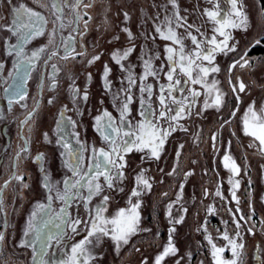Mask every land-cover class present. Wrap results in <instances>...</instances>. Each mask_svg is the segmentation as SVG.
Segmentation results:
<instances>
[{
  "label": "flooded vegetation",
  "instance_id": "af4514ba",
  "mask_svg": "<svg viewBox=\"0 0 264 264\" xmlns=\"http://www.w3.org/2000/svg\"><path fill=\"white\" fill-rule=\"evenodd\" d=\"M107 1L109 2L107 9V13L109 12L107 23L109 26L107 30L103 25L94 24L91 29L89 27L82 29L79 26V32L73 31L76 27V22L74 25L68 22L67 15H75V12L72 8L68 9L65 7L63 10L64 28L60 29L59 25L56 26L57 34L51 44L49 40L52 38L51 33L53 30L48 31L47 26L44 34L37 36V40L34 37L24 44L18 40L17 34V28H22L24 24L20 19L18 20L14 16L15 19L13 18L12 22L15 20V24L3 25L1 32L4 34L5 44L3 48L6 51L3 48L0 51V65H2L0 67V179L3 171L6 173L12 171V177L14 174L17 175L19 170H26V174L22 182L11 177L8 181H4L2 185L0 184V189H2L0 195H2L3 200V210L0 211V233L5 236L3 247L0 249V264H39V258L37 257V260L34 261L33 256L42 249L47 253L45 259L48 260L49 264H56V262L66 258V253L70 252L72 244L83 239V232L79 235H74L70 227L65 226L53 215V212L58 213L64 207L61 201L53 200L51 202V210L42 214L41 217L42 221H47L48 217L52 216L51 222L47 224L41 222L39 225L42 229L41 239L36 241L34 237H28L29 240L35 243V250L31 246H21L25 239L24 229L30 213L37 202L48 203L45 191L42 188L40 165L35 160V157L38 154H44L45 167L49 170L51 177L55 181H61L66 174L71 175V173L64 167V159L61 156L63 149L57 143L60 137L69 138L74 148L79 147L76 143L77 138L86 148H90L93 145L97 149L100 147L107 148L102 137L96 131L94 118L104 110H107L117 121L119 120V112L116 106L119 101L114 102L113 95L118 93L123 87H127V74L121 71V68L112 60V53L115 50L120 49L123 51L131 47L132 43L135 44V51L132 52L127 61H124V64L126 67L132 68L136 77H139L143 71L141 57H145V53L151 56L159 54L160 59L153 60L157 67L164 59V46L170 42L159 38L153 41L147 39L146 36L154 34L155 17L159 16L162 22L165 15L168 17L173 16V9L171 4H169V0H166V2L165 0H124L127 5L131 3L137 5L139 1L140 7L138 9H125L122 12H118L115 9L120 3L119 0ZM176 11L183 17L179 8ZM83 12L85 11L83 10ZM125 12L128 13L130 19H125ZM225 13H227L226 10H224L222 15ZM56 14V16L59 15V13ZM97 17L99 18L98 15ZM188 17L191 18L193 15H188ZM189 24H195V20ZM208 24L203 30L211 36L213 25L210 22ZM173 27H175V24H173ZM124 28L130 29L133 33L134 40L132 43L129 41L128 34L123 31ZM23 31L26 32L27 29H23ZM180 31H183L182 35L185 34L184 29H178L179 33ZM229 31L232 38H235L238 29ZM72 37L75 38V51L69 47V52L72 55L65 59L63 58L64 48L62 41L69 40ZM42 39L44 41H41ZM218 39L222 38L218 37ZM69 42L70 44L73 43L72 41ZM234 42V39L230 41V43ZM185 44L189 48L192 47L190 40H185ZM14 45H22L25 54L29 56L31 52L42 47H47V51L35 64H24L17 69L18 57L16 56ZM253 49V53H251L252 51L249 53V59L251 60L260 57L258 52L259 45ZM53 51L59 54L49 59V53ZM80 52H86V55L84 57L77 56L76 53ZM238 52L242 51L238 50ZM105 54L107 55L106 59L99 61L101 65L95 66L92 71L90 68L93 62L89 63L88 61L95 55H99L101 59ZM233 54L235 53L228 55L218 54L215 63L220 66L221 71L209 76L210 81L212 79L219 81V88L227 94L224 97L225 106L219 111L209 107L206 111L201 112V106L205 99L202 94L191 118L180 122L188 131L176 130L172 132L164 145V150L159 160H142L145 153L135 150L128 153L125 156L127 161V167L124 169L126 178L122 183H117L116 188H104L102 195L106 194L110 197L104 215L113 217L119 209L128 207L127 201L134 186L133 178L136 173L140 172L141 169H145L146 176L153 178L151 181L153 184L152 190L142 197L143 203L139 210L141 217L140 228L151 229V232H139L137 235L132 236L130 242L124 245L123 249L120 248L119 252H124L125 254L127 251L129 252L128 248L132 240H139L141 248L146 247L144 245L146 241L156 240L158 244H155V248L152 249L154 253L152 256L161 251L168 239L164 238L163 232L158 234V231L165 225L164 223L170 224L167 209L171 205V210H176V213L171 211L172 218L183 216L186 219L189 217L185 222L183 219V224H175L176 231L173 233V241L178 242V239L185 241L183 248H180L182 249L181 254H186L189 250L192 253V247L194 246L193 234L191 240L190 236L193 229L192 217L195 212H189V216L186 217L187 211L193 210L195 206L201 204L202 198L203 200L206 198L208 200L209 192L213 188L215 192L219 189L224 193L225 187H230L229 184H225L224 180V177L231 175L222 164V157L225 153L230 152L239 164L241 168L239 177H243L244 174L247 176L256 174L255 183L252 182L250 187H257L256 182L260 173H262L261 177L264 183V168L261 170L255 169L256 161L261 156L258 155L256 157V154L245 151V147L252 143V138L244 135L242 124V119L249 105L255 102V107L258 110L256 104L259 91L256 84L259 80L260 72L256 71L255 67H252V70L237 67L229 73V65L234 59L238 58L237 53L236 55ZM73 56H75L74 59L72 58ZM6 60L10 67L5 62ZM45 60L48 61L47 64H45ZM204 63L207 64V62ZM53 64L56 65L55 69L52 68ZM71 64L74 65L72 66ZM105 65L111 69L108 75L111 91L106 90L104 84ZM89 74L91 78H89ZM261 74L263 75V73ZM53 77H55V80H53ZM229 79L234 83L237 80H243L246 84L245 92L238 93L239 100L236 98L237 94L231 91ZM73 82L74 86L81 90V99L79 100L73 99L70 87L73 86ZM146 82L154 83L151 77ZM160 82L165 81L161 78ZM53 83L57 85L55 89L52 88ZM196 87L199 88V86ZM17 91L24 93V99L21 100L15 95ZM85 91L88 94L86 102L82 99ZM133 93L129 119L135 124L141 118L138 115L139 93L136 89H133ZM59 97L62 98L63 103L55 108L56 106H53L54 101L59 99ZM102 97L107 98V100H103ZM120 99H123L122 94ZM9 100H12L11 104ZM49 100L53 102L49 104ZM65 107L67 111L65 112L64 121L58 127L59 114L65 110ZM51 108L54 111L52 115L50 113ZM30 112H35L34 117L27 124H22L21 122L28 117ZM197 112H200V115H196L195 113ZM232 112H235V116L231 114ZM224 120H228L230 123L221 127ZM72 121H75V127H73ZM27 125H29L30 133L25 135L24 130ZM75 133L79 134L78 137ZM45 134L47 135L45 136ZM213 134H216L217 137L215 142L212 140ZM214 143L215 147L213 146ZM181 145H183V148L180 147ZM26 146L27 151L24 150ZM257 150L256 147H249L251 152ZM85 157V165H87L90 162L88 152L85 153ZM9 160H12V168L11 171H6L8 166L5 165V162ZM173 169H175V173L169 175V173H173ZM188 172L193 174L185 178V173ZM212 177L216 181V185H213V188L209 184ZM6 182L8 183L6 184ZM99 182L102 185L104 184L103 177L99 178ZM25 184L28 186L25 187ZM120 187L124 190H117ZM205 190H207V195H205ZM162 191V198H160L159 194ZM261 191H264V189ZM165 193L167 195H164ZM197 198L198 200H196ZM101 199V196L98 195L93 198L89 205L93 214L95 206L101 204ZM133 199L135 201V198ZM251 202L250 205H252ZM230 203L235 205L236 208H241L248 204L241 201L237 204L234 200L228 202V204ZM184 209H187V211L184 212ZM68 210L72 218L79 216L81 219H85L88 216L82 200L72 202ZM212 220L215 221V219ZM57 224H60V227H56ZM154 228L156 231H154ZM58 237L60 239H57ZM102 238L110 239L114 248L116 247V243L110 236ZM92 250L94 254H97L99 251L98 244H94ZM95 256L97 259L98 254ZM141 256L144 258V256L148 255L142 251ZM142 257L137 259L141 263L144 260ZM130 261L132 260H128L126 264Z\"/></svg>",
  "mask_w": 264,
  "mask_h": 264
},
{
  "label": "snow or ice",
  "instance_id": "6c2138e0",
  "mask_svg": "<svg viewBox=\"0 0 264 264\" xmlns=\"http://www.w3.org/2000/svg\"><path fill=\"white\" fill-rule=\"evenodd\" d=\"M227 2L231 5L230 10L222 15L219 0H207V3L211 4L212 8H206L203 16L207 18L206 23L210 22L213 25L211 29L212 35L209 36L206 31H201L203 25L189 24L186 17L179 15V12L176 11L178 8L176 0H169V4H171L173 9V16L168 17L165 15L162 22L159 16L155 17L156 26L153 30L154 34L146 36L147 39L153 41L159 38L170 42L164 46V59L157 67L153 63V60L160 59L159 54L151 56L145 53V57L147 58L141 57L143 71L139 77L134 75L132 68L126 67L124 64V61H127L128 57L135 51V44L132 43L134 36L131 30L128 28L123 29L128 34L132 46L123 51L120 49L115 50L111 57L121 68V71L127 74V87H123L118 93L113 95L114 102L119 101L116 105L119 112V120L117 121L107 110H104L94 118L96 131L102 137L107 148L100 147L97 149L94 145L86 148L78 138L76 143L79 147L74 148L69 138L60 137L57 143L63 149L61 156L64 159V167L71 173V175L66 174L61 181H55L51 177L49 170L45 167L44 154L41 153L35 157V160L40 165L42 188L45 191L48 203L37 202L30 213L24 229L25 239L21 246H31L35 250V243L29 240L28 237H34L36 241L41 239L42 229L39 225L41 222L45 224L51 222L52 216H49L47 221H42L41 217L42 214L51 210V202L53 200H59L64 205L60 212H53V215L65 226L70 227L74 235L84 233L83 239L71 245L70 252L66 253V258L56 262V264H92L96 259L92 249L94 244H98L102 237L110 236L116 243L117 249H119L123 245H127L131 237L137 235L139 232H151V229L140 228L141 217L139 210L143 203L142 197L151 192L153 187L151 182L153 178L146 176L145 169H141L133 178L134 186L127 201L128 207L119 209L115 216L106 217L104 215L110 197L106 194L102 195V193L105 187L107 189L116 188L117 183H122L126 178L124 169L127 167V161L125 156L128 153L135 150L145 153L142 160H159L164 150V145L172 132L176 130L188 131L180 122L191 118L202 94L205 96V99L201 106V112L206 111L209 107L219 111L225 106L224 97L227 94L219 88V81L215 79L209 80L211 74L221 71L220 66L215 63L216 56L218 54L228 55L230 53H237L238 58L234 59L228 67V72L231 73L237 67L241 69L250 67L252 62L249 59V53L261 43L260 40H257L242 52H238V42L230 43L233 38L229 30H247V16L243 12L242 6H238V0H227ZM0 3L11 5L12 0H0ZM81 5L85 9L91 7V4L85 3V0H74V4L71 0H52L51 7L56 13H59L57 20L60 22V29L64 28L63 10L65 7H70L75 12L76 27L73 31L79 32V21L83 19V16L78 11ZM14 11L18 20L26 17L28 21V23L22 25V28H17L19 41L26 44L34 37L44 34L47 19L41 12L35 11L24 4L15 7ZM87 15L88 13L85 12L84 16ZM124 16L126 20L130 19L128 13L125 12ZM12 23L15 24L16 21L14 20ZM84 24L85 28H87L88 20H84ZM173 24H175V27H173ZM181 28L184 29V35L178 32V29ZM23 29H27V31L25 32ZM56 34L57 30L53 29L51 33L52 38L49 40L50 44L53 43ZM218 37L222 39H218ZM74 40L75 38L72 37L69 40L62 41L64 48L63 58L67 59L72 55L69 52V47L75 51ZM185 40H190L192 47L189 48L185 44ZM69 41L73 43L70 44ZM13 47L16 48V56L18 57L17 69L24 64H35L47 51V47H42L31 52L29 56L25 54L22 45H14ZM58 54L55 51L50 52L49 59ZM76 55L84 57L86 52L76 53ZM72 58L74 59L75 56ZM99 59L100 56L95 55L88 62L92 63ZM204 62H207V64ZM47 63L48 61L45 60V64ZM52 68L55 69L56 65L53 64ZM110 72L111 69L105 65L103 79L105 88L108 91H111V84L108 80ZM150 77L154 83L146 82ZM89 78H91L90 74ZM161 78L165 82H160ZM53 80H55V77H53ZM56 86L53 83L52 88L55 89ZM196 86H199V88ZM229 86L231 91L237 94V100H239L238 93H243L246 89V84L243 80H237L234 83L229 79ZM70 87L73 99H81V90L74 86V82L73 86ZM133 89H136L139 93L138 115L141 118L135 124L129 119L131 116L130 106L133 103ZM121 94L123 95V99H120ZM15 95L21 100L24 99L23 92L17 91ZM82 99L85 102L87 101L88 94L86 91L83 93ZM52 102V100H49V104ZM9 103L11 104L12 100H9ZM66 111L67 108L65 107V110L59 114L58 127L64 121ZM195 114L200 115V112ZM231 114L235 116V112ZM34 115L35 112H30L28 117L21 123L27 124ZM229 123L230 121L224 120L221 127ZM242 124L244 135L252 138V143L248 147H256L258 151L264 153V106L257 110L255 102L249 105L242 119ZM72 125L75 127V121H72ZM75 135L78 137L79 134L75 133ZM216 139V134H213V142ZM213 146L215 147V143ZM180 147L183 148V145ZM24 150L27 151V146ZM86 152L89 153L90 159L87 165H85ZM222 164L231 174L228 181L231 185V199L239 204V198L236 193L240 188V180L234 179V177L240 176L241 168L230 152L223 155ZM174 173L175 169L169 175ZM192 174V172L185 173V178ZM100 177L104 179L103 185L99 182ZM12 178L21 182L24 179L23 176L15 174ZM24 186L27 187L28 185L25 184ZM117 190L123 191L124 189L120 187ZM0 193H2V189H0ZM207 194V190H205V195ZM98 195L102 198L101 204L95 206L93 214L89 205L93 198ZM164 195H167V193ZM215 195L221 197V199H225L219 189L215 192ZM133 198H135V201ZM76 200L84 202L88 213L87 218L81 219L79 216L72 218L70 216L69 206ZM171 207L169 205V223L172 225L183 223V216L172 218ZM2 210L3 200L2 195H0V211ZM183 211L186 212L187 209ZM208 211L211 213L214 209L210 208ZM252 211L254 214V210ZM231 215L235 231L232 235L228 231H224L221 236L227 242V247L217 246L213 242L211 235L206 236L209 245H211L213 264H243L242 258L245 243L240 231L243 227L241 222L243 221L244 224H248L249 218H246L238 207L234 212H231ZM237 215H239L238 219ZM225 223L227 222L225 221ZM56 227H60V224H57ZM175 231L174 226L170 228L168 241L162 247V250L153 257L152 264H165L167 258L177 254L178 249L173 242V233ZM204 231L207 232L206 227ZM246 231L255 235L253 227H248ZM57 239L60 238L58 237ZM4 240V234L0 233V249L3 247ZM136 251H139V248ZM225 251L231 252V259L224 257ZM46 255L47 253L42 249L33 256V260L36 261L38 257L39 264H49L48 260L45 259ZM142 264H148L147 259L143 260ZM177 264H180L179 260H177ZM260 264H264V256L261 257Z\"/></svg>",
  "mask_w": 264,
  "mask_h": 264
},
{
  "label": "rangeland",
  "instance_id": "374dc122",
  "mask_svg": "<svg viewBox=\"0 0 264 264\" xmlns=\"http://www.w3.org/2000/svg\"><path fill=\"white\" fill-rule=\"evenodd\" d=\"M71 2L74 4V0H71ZM119 2V5H117V7L115 8L118 12H122V10L130 8L138 9L140 7L139 1L137 5H133V3H131L132 5H127L125 4L124 0H119ZM86 3L91 4V7H88L86 9L83 6L80 7L79 12L81 16H83V19L79 21V26L84 29V20H88L87 27H89L90 29L92 28V25L95 24L100 26L103 25L107 30L109 26V24L107 23V20H109V12L107 13L109 2L107 0H88ZM176 3L178 4V8L181 10L182 16L186 17L189 21L188 23L195 20L196 25H203L201 31H204L203 29H205V27L209 25L208 22L206 23L207 18L203 16V12L206 8H212V5L207 3V0H176ZM219 3L222 10L221 14H223L224 10H226L227 12L230 10L231 5L227 2V0H219ZM21 4H24L35 11L41 12L47 19L46 26L48 31L55 29L56 26L60 24V22L57 20V14L55 10L51 7L52 0H12L11 5H8L7 3H0V51H2V48L5 44V40L3 38L4 34L1 32L4 27L3 25L12 23V19H15L14 16H16L14 9ZM238 6H242V10L247 16V30L238 29V31H236V37H233V39L235 42H238L237 48L240 51H243L257 40H260L262 43V40L264 38V7L261 5L260 0H238ZM66 8L71 9L70 7ZM83 10L87 12L89 16H84L85 12H83ZM97 15L99 16V18L97 17ZM188 15H193V17L189 18ZM20 21L24 24L28 23L26 17L21 18ZM67 21L71 22V24L74 25L75 15H67ZM230 30L235 31V29ZM182 32L183 31H180L181 34ZM35 39L37 40V37ZM41 41H44V39H42ZM3 49L6 51L5 48ZM233 55H236V53ZM106 57L107 55L105 54L100 60L93 62L90 69L93 71L95 66L98 67L99 65H101V62L99 61L105 60ZM250 61L252 62L251 66L246 67L245 69L250 70L252 67H255L256 71L260 72H258L260 77L256 84V87L259 91L258 101L256 105L257 108L260 109L262 106H264V104L261 106V104L264 103V55L260 56L259 58H255L252 60L250 59ZM253 61L255 62V64H253ZM5 62L9 66L7 60ZM71 65L73 66L74 64ZM261 73H263V75ZM102 98L103 100H107V98L105 97ZM61 99L62 98L59 97V99H56L54 101L53 106H56L55 108L63 103ZM53 112V108H51V115ZM29 133L30 129L29 125H27L26 129L24 130V134L27 135ZM245 151L248 153L256 154V157L258 155L261 156L256 161L255 169L257 168L258 170H261L264 168V156H262L264 155V153H261L258 150L251 152L249 151V147L247 146L245 147ZM5 165L8 166V168H6V171H11L12 160L5 162ZM1 174V185L4 181H8L12 177V171L9 173L3 171ZM18 174V176L24 177V175L26 174V170H19ZM261 175L262 173L259 174L256 182L257 187L254 188L250 187V185H252V182L255 183L256 174L254 176H247L246 174H244L243 177H234V179L240 180V188L236 193L239 201L248 203L247 205L239 208L244 216L246 218H249L248 224H244L243 221L241 222L243 227L240 231L243 236V242L245 243L244 255L242 258L243 264H260L261 257L264 256V223H262L264 222V191H261L262 189H264V183L262 181ZM229 177L230 176L224 177L225 184H229ZM209 184L212 186V188L213 185H216L214 177L211 178V182ZM230 189L231 185L229 188L225 187V192L222 193L225 199H221V197H217L215 195V191L213 188V190L209 192L208 200L207 198L205 200H203L202 198L201 204L195 206L193 210L190 209L187 211L188 214L186 215V217L189 216V212H195L194 216L192 217L193 229L190 236L191 240L193 234V252L191 253V251L189 250L188 253L181 254L182 249L180 248H183L185 241H183L182 239H178V242L173 241L179 253L175 256L167 258L165 264H177V260H179L180 264H213V258L211 256V245H209L206 236L211 235L213 238V242L216 243L217 246L227 247V242L221 238L222 233L224 231H228L229 234L232 235L235 231L231 212H234L236 210V207L231 203L228 204V202L233 201L231 199ZM162 193L163 191L159 194L160 198H162ZM196 200H198V198ZM250 202L252 205H250ZM210 208L214 209V211L211 213L208 211V209ZM252 210H254V214ZM167 211H169V209H167ZM171 211L176 213V210L174 209ZM188 218L184 219V222L188 220ZM238 218L239 215H237V219ZM212 219H215V221H213ZM225 221L227 223H225ZM164 224L165 225L160 228V230L158 228V234L163 232V234L165 235L164 238L168 239L170 228L176 225L168 223ZM181 224L183 223L177 225ZM141 226L144 227L143 225ZM205 227L207 228V232L204 231ZM248 227H253L255 235L246 231ZM154 231H156L155 228ZM139 243V240H132L131 245L128 248V250L130 251H127V253L125 254L124 252H119L120 248H114L113 242L110 239L101 238L100 242L98 243L99 251L97 253V259H95L92 264H126L128 260H132L128 262V264H142L140 260H137L142 257V251L146 252V254L148 255L142 258L144 260L147 259L148 264H152L154 257L152 256L154 254L152 249L155 248V244H158V241H146V243H144L146 247L143 248H141V244ZM105 247H107V250H103V248ZM122 247H124V245ZM137 248H139V251H136ZM223 255L228 259L232 258L230 251H225Z\"/></svg>",
  "mask_w": 264,
  "mask_h": 264
},
{
  "label": "trees",
  "instance_id": "16d2710c",
  "mask_svg": "<svg viewBox=\"0 0 264 264\" xmlns=\"http://www.w3.org/2000/svg\"><path fill=\"white\" fill-rule=\"evenodd\" d=\"M166 2V0H165ZM261 2V5L264 7V0H260ZM264 44V40L262 41L261 44H259V49H258V52L260 53V56L264 55V46H262ZM238 49V48H237ZM239 50V49H238ZM254 50V49H253ZM253 53V51L251 52ZM112 247V245H111ZM103 250H107V247L103 248ZM112 252V251H111Z\"/></svg>",
  "mask_w": 264,
  "mask_h": 264
}]
</instances>
